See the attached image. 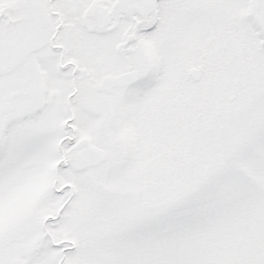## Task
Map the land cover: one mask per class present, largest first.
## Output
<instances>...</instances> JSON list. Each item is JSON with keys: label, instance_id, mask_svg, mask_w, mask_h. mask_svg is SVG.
I'll list each match as a JSON object with an SVG mask.
<instances>
[{"label": "snow or ice", "instance_id": "1", "mask_svg": "<svg viewBox=\"0 0 264 264\" xmlns=\"http://www.w3.org/2000/svg\"><path fill=\"white\" fill-rule=\"evenodd\" d=\"M0 264H264V0H0Z\"/></svg>", "mask_w": 264, "mask_h": 264}]
</instances>
